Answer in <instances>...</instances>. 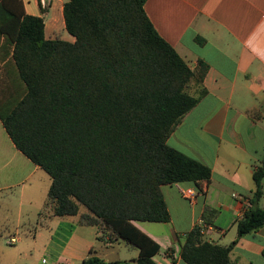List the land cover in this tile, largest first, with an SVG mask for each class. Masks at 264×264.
Returning <instances> with one entry per match:
<instances>
[{
    "label": "trees",
    "instance_id": "obj_1",
    "mask_svg": "<svg viewBox=\"0 0 264 264\" xmlns=\"http://www.w3.org/2000/svg\"><path fill=\"white\" fill-rule=\"evenodd\" d=\"M146 1L68 0L70 42L46 38L44 18L26 13L23 0H0V37L13 46L27 87L0 118L16 147L50 175L55 215H79V224L98 228V240L124 241L139 250L137 264H158L161 245L134 222H169L162 186L202 190L212 170L168 143L206 94L207 64L191 68L158 33ZM253 177L234 241H209L198 223L181 247L186 263L234 264V245L264 225V166ZM80 264L110 263L92 250Z\"/></svg>",
    "mask_w": 264,
    "mask_h": 264
},
{
    "label": "crops",
    "instance_id": "obj_2",
    "mask_svg": "<svg viewBox=\"0 0 264 264\" xmlns=\"http://www.w3.org/2000/svg\"><path fill=\"white\" fill-rule=\"evenodd\" d=\"M67 1L23 4L26 13L44 18L46 38L74 42L64 17ZM144 7L191 68L207 64L206 94L168 143L209 166L211 180L202 190L193 182L163 185L170 221L134 222L161 245L158 264H188L181 247L204 214L209 241H234L237 222L252 204L254 171L264 166V0H147ZM12 49L0 37V102L6 107L24 92ZM50 185V175L16 147L0 118V264H80L92 250L110 264H137V248L98 240V228L79 224V215H55ZM188 190L193 196L185 195ZM231 257L234 264H264V225L243 236Z\"/></svg>",
    "mask_w": 264,
    "mask_h": 264
},
{
    "label": "rangeland",
    "instance_id": "obj_3",
    "mask_svg": "<svg viewBox=\"0 0 264 264\" xmlns=\"http://www.w3.org/2000/svg\"><path fill=\"white\" fill-rule=\"evenodd\" d=\"M16 70H17V68H16ZM17 73H18V70H17ZM18 76H19V73H18ZM19 80H20V82L23 85L22 89H23L24 92H23V94H19V96H17V97H22L26 93L27 87H26L25 82L21 79L20 76H19ZM16 100H17V98H15V100L11 104H9V106H11ZM3 105L4 104L0 102V112H4L7 109L6 106H3ZM122 243L124 244L125 242L122 241ZM133 248H135V247H133ZM130 250H132V249H130Z\"/></svg>",
    "mask_w": 264,
    "mask_h": 264
},
{
    "label": "built area",
    "instance_id": "obj_4",
    "mask_svg": "<svg viewBox=\"0 0 264 264\" xmlns=\"http://www.w3.org/2000/svg\"><path fill=\"white\" fill-rule=\"evenodd\" d=\"M184 193H185V195H187L188 197H189V196H193V192L190 191V190H188V191H186V192H184ZM200 224H202V226L206 225V224L204 223L203 220L200 221ZM15 241H16V239H15L14 237H11L10 240H9V243H14Z\"/></svg>",
    "mask_w": 264,
    "mask_h": 264
}]
</instances>
